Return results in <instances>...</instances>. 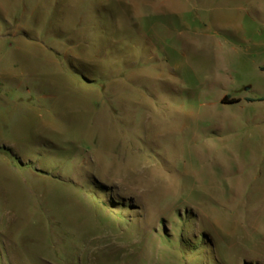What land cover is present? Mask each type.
Listing matches in <instances>:
<instances>
[{
	"label": "rangeland",
	"instance_id": "rangeland-1",
	"mask_svg": "<svg viewBox=\"0 0 264 264\" xmlns=\"http://www.w3.org/2000/svg\"><path fill=\"white\" fill-rule=\"evenodd\" d=\"M0 264H264V0H0Z\"/></svg>",
	"mask_w": 264,
	"mask_h": 264
},
{
	"label": "trees",
	"instance_id": "trees-1",
	"mask_svg": "<svg viewBox=\"0 0 264 264\" xmlns=\"http://www.w3.org/2000/svg\"><path fill=\"white\" fill-rule=\"evenodd\" d=\"M224 101H226V102H234V101H237L236 99H228V98H224Z\"/></svg>",
	"mask_w": 264,
	"mask_h": 264
}]
</instances>
